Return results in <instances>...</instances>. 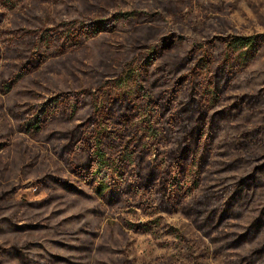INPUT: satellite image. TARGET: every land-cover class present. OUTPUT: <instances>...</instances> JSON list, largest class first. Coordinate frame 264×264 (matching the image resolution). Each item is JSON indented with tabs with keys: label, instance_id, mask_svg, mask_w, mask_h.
Returning a JSON list of instances; mask_svg holds the SVG:
<instances>
[{
	"label": "rangeland",
	"instance_id": "rangeland-1",
	"mask_svg": "<svg viewBox=\"0 0 264 264\" xmlns=\"http://www.w3.org/2000/svg\"><path fill=\"white\" fill-rule=\"evenodd\" d=\"M11 3L0 2V264H236L241 255L252 253L257 241L218 250V230L200 229L179 207L149 208L121 195L108 203L96 194L97 183L73 171L78 152L58 133L69 134L79 122H84L81 129L89 124L85 116L74 118L69 106L85 87L96 107L116 101L118 93L129 103L132 114L121 119L129 138H159L161 122L143 110L136 78L151 95L163 94L173 84L165 79L170 71L178 76L186 68L194 71L195 61L188 57L193 47L192 56L205 63L195 70L207 80L227 58L231 37L260 36L255 54H227L232 58L225 62L233 65L236 79L210 106L226 110L221 121L236 142L222 153L210 152L202 186L183 201L201 196L212 180L242 174L249 158L264 149V100L247 102L260 83L264 88V0ZM115 11L131 14L112 23ZM214 55L219 60L212 62ZM130 69L134 73L126 74ZM44 108L52 120L29 130ZM117 119L105 110L87 128L98 123L101 129L112 128ZM241 133H257L261 140L238 145ZM219 166L224 170L217 172ZM70 180L76 187L67 184ZM261 199L254 196L246 212L226 218L221 234L244 229Z\"/></svg>",
	"mask_w": 264,
	"mask_h": 264
},
{
	"label": "trees",
	"instance_id": "trees-1",
	"mask_svg": "<svg viewBox=\"0 0 264 264\" xmlns=\"http://www.w3.org/2000/svg\"><path fill=\"white\" fill-rule=\"evenodd\" d=\"M0 2L4 6L12 5L11 0H0ZM129 14L131 13L115 11L110 21L113 23L121 17H129ZM259 38L260 36L231 37L226 42L228 51L225 59L232 58L227 55L231 53L239 56L243 54L245 55L243 57H246L250 51L255 54ZM155 47L160 50V44H155ZM190 49L191 55L188 57L195 61L194 71L190 69L188 72L186 68L180 76L170 71L165 79L173 80V84L167 86L163 94L151 95L147 86L136 78L138 90L142 92L144 102L142 108L150 118L154 114L161 122V137L155 135L149 139L132 140L124 132L128 126L122 124L121 120L132 114L127 107L129 103L122 101L118 93L115 95L118 97L116 101L96 107L91 97L92 91L86 90L85 87L74 93L72 105L69 104L74 118L85 116L89 126L93 123V118L102 116L106 110L118 116L120 120L112 122L115 128L102 129L98 126L99 123L96 126L92 125L91 128L85 126L81 129L80 126L84 122H79L69 134L58 133V135L60 138L68 139L69 148L78 152L77 159L72 163L73 171L89 184L97 183L98 186L94 187L96 194L107 199L108 203L116 201L121 195L126 201L134 200L133 202L140 206L146 203L149 208L157 204L158 208L179 207L194 218L200 229L210 225L218 230L214 238V241L218 242V250H233L242 244L247 247L248 242L257 241V247L252 253L241 255L235 261L236 264H264L263 147L249 158V166L242 174L226 177L219 183L212 180L206 185L201 196H197L189 203L183 201L188 194L202 186L206 175L203 171L205 165L209 163L210 152L216 148L217 152L222 153L236 142L229 127L221 121L226 110L223 108L212 110L210 106L218 100L224 88L236 79L237 72L233 65H228L223 59L212 72V77L201 80L202 70L195 68L202 69L205 63L203 59L197 60L198 58L192 56L196 51L195 48ZM217 60H219L217 55L210 59L212 62ZM182 64L186 63L182 62ZM130 71L131 69L126 71V74L134 73ZM260 86L261 83L257 93L247 99L251 105L264 100L260 97V94L264 93V88ZM8 91H11V88ZM205 99L209 101L203 104L202 101ZM231 112L228 110L227 113ZM39 113L36 119L31 120L34 116L30 117L31 121L29 120L27 126L29 130H39L52 120L47 108ZM119 121L120 125H118ZM239 137L238 145L247 140L258 143L260 139L257 133L255 136L241 133ZM262 141L264 143V139ZM232 164L238 166L237 161ZM224 168L227 169L226 166ZM223 170V166H219L217 172ZM67 184L76 187L71 180L67 181ZM258 194L259 198H262L260 205L256 206L246 227L237 231H227L228 233L223 236L220 226L224 220L236 216L237 213L246 212L250 207V200ZM145 197L148 199L142 200ZM137 198H141L142 201H138ZM24 257L28 258L26 254Z\"/></svg>",
	"mask_w": 264,
	"mask_h": 264
}]
</instances>
